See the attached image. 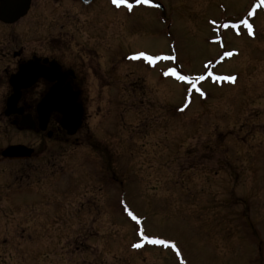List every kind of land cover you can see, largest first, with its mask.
Returning a JSON list of instances; mask_svg holds the SVG:
<instances>
[{"label":"rangeland","instance_id":"obj_1","mask_svg":"<svg viewBox=\"0 0 264 264\" xmlns=\"http://www.w3.org/2000/svg\"><path fill=\"white\" fill-rule=\"evenodd\" d=\"M155 1L164 8L139 5L128 17L123 7L115 9V49L109 30H100L99 74L111 83L102 86L90 74L87 124L66 144L2 118L0 152L10 144L44 146L63 172L62 188L87 146L102 153V163L86 162L87 187L77 193L96 201L85 208L77 195H66L73 209L55 213L22 205L33 189L11 192L18 206L7 207L1 186L22 169L0 163V264L36 261L26 252L27 239L44 264H264V0ZM51 7L59 10L56 3ZM52 8L31 20L32 30H19L22 22L3 30L0 23V44L17 37L33 46L47 43L57 31L47 28ZM133 51L166 53L167 63L156 59L146 72L126 59ZM172 68L188 78L211 74L187 83ZM144 90L146 96L138 93ZM3 93L0 88V99ZM108 160L115 187L104 180L101 204L102 193L89 177L106 172ZM46 161L29 162L35 170L44 165L38 173L47 175L53 161ZM34 178L25 179L29 188ZM122 191L137 220L118 210ZM114 200L115 213L109 207ZM54 216L55 232L46 231L43 224ZM6 227H13V238ZM43 234H55L51 244L41 242Z\"/></svg>","mask_w":264,"mask_h":264},{"label":"flooded vegetation","instance_id":"obj_2","mask_svg":"<svg viewBox=\"0 0 264 264\" xmlns=\"http://www.w3.org/2000/svg\"><path fill=\"white\" fill-rule=\"evenodd\" d=\"M51 2L56 3L59 10H54L51 7ZM60 3L61 5H59ZM139 5H151L154 8L158 7L157 1L147 3L143 0H129L128 3H114L113 0H31L27 13L19 20L11 23L0 20V23L5 25L3 30H15V28L12 27L15 24H19L17 22H22L21 25H23L21 29L19 28V30H32L31 20L35 17L47 16V10L52 8L53 17L49 20L47 28L48 30H57L56 32L51 33L49 41L41 46H33L28 42H26V44L25 41L22 43L21 41L17 42L16 39L19 40V37L14 39H2L0 44V88L4 90V93L0 99V124L2 123V118H4L5 122H9L11 125L19 128L20 130L35 131L42 136L48 137L49 140L60 144H66L70 139H72V137H75L77 133L87 124L86 120L88 118L89 109L88 102L91 97L88 86L90 74H92L91 76L96 79H101V81L103 80L102 82L104 84H102V86H109L111 83H106L108 80H104L105 78L99 74L101 71V65L97 57L100 55L99 50L103 45V34L100 30H109V37L113 40L112 48L114 47L115 49V9L117 8L118 10L123 7L125 10L124 14L128 17L130 16V13L133 12L131 10L136 9ZM50 12L51 9L48 14ZM28 18L29 20L26 21ZM129 54L130 55L128 56L126 55V59L131 60L133 64L141 63V66L145 68L143 69L146 72L150 73L153 69H155L156 65H158L156 61L151 62L148 60V58L152 56L144 53V51L140 52L138 55L135 54V51ZM158 57H163L161 59L163 64L167 63V59L165 60L163 55ZM173 61H176V56ZM22 72L23 75L21 77L25 76L24 79L30 81V83L21 88V95L16 105L8 109V101L14 94L12 80L15 75ZM167 72L168 69L165 68L163 70L164 79H166L164 76H167ZM163 78H160L163 82L162 85L166 84ZM157 81H159V79ZM187 81L191 82L189 79H187ZM58 84L64 89L70 88L73 91L72 94L64 93L63 96L76 97L77 101L82 105L84 110L82 124L74 135H70L66 128L63 127L62 114L59 111H52L48 119L44 116H40V102ZM100 93L101 90L98 91V94ZM138 93L142 94V96L147 95L145 90ZM7 111H9V113ZM27 116L34 122L33 128L23 124V119ZM42 124H45L44 129L41 128ZM13 145L25 146L26 148L23 154H27L28 152H30V154L18 155L16 157L4 156L3 151ZM13 145L10 144L0 152V163L7 161L10 165H12V162H15L16 164L21 165L20 167L22 169L21 171L19 170L20 174L17 172V175H15L13 179H10V174L8 173L10 179L9 182L5 181L3 186L0 184V186L6 191L3 197H6V206L9 208H15L18 206L10 197L11 192L33 189L34 192H30V196L21 201L22 205L25 203L28 205L30 203L34 204L32 205L33 207L37 204L38 207L41 208L39 211L47 208V211H52L53 213L58 211V209L63 211V209H61L62 207L64 209H73L74 205L69 204L68 201L65 202L64 200L67 197L77 195L80 190L87 187L86 177L88 170H84L85 168H88L86 162H88V160L90 162L91 158L94 163L96 162L95 159L97 160L96 163H99L98 160H101L102 163V153L98 154L97 148L94 147V144L87 146L85 149L86 151H83L85 155L79 156L73 160L74 170L69 172L68 174L70 175L65 179L68 188H62L61 183L63 182V179L61 176L63 175V172L57 170V166L54 165L56 159L54 155L46 156V154H44L46 152L44 151V146L41 147V145H37L34 147L32 144ZM81 146H83V144H80V147ZM40 150H42V152ZM52 151L53 149H50L47 153H51ZM89 152H95V155H90L88 154ZM63 157L68 158L69 162H71V155L68 156L67 151H65V155H63ZM40 159L44 162H47L46 159H48V162L50 163L53 161V166L51 164L49 165L50 169H48L47 175H45V172L40 174L38 173V170L40 168H44V165L34 164L37 170L31 167L32 164H30L29 161H38ZM60 167L63 168L64 165H61ZM78 168H81L82 171L79 172ZM106 168L108 169L105 170L106 172H103V170L99 172L96 171L94 174L91 173L89 177L95 179V184L91 183L93 190H100L102 193L99 199L101 204L104 203V180L108 181V184L114 183L115 187V173L113 172L115 166L108 160ZM31 177H35L36 180L33 183L34 186L29 188L31 180L26 181L25 179H29ZM14 179L18 180L15 181ZM24 181H26V183ZM68 182L70 186H68ZM90 182H92V180ZM24 183L26 188H21ZM42 184H46V186L43 187ZM35 186H38V189ZM91 195H94V193L92 192ZM77 196L78 203L81 201L83 207L85 208L88 204L90 205L88 202L89 200L92 202L96 201L87 197L86 192L82 196H80V194ZM126 200L127 199L123 197L122 191L119 198V205L117 207L118 210H130L131 205ZM109 207L110 210L115 213V200ZM127 213L128 219L130 220L132 218V214H130V212ZM57 221L58 219L54 216L52 219L43 224V226L46 227V231L55 232L56 228L54 227V224ZM8 224H12L13 226V222ZM4 229L6 234L12 237L13 227H6ZM54 235L49 236L43 234L41 236V242L51 244L53 241L51 238ZM30 238L32 239V236ZM5 241L7 242V239ZM25 247L28 249L26 252L29 254V257L36 260L34 262L31 261L32 264H36L37 260H40V262L43 263L41 261L43 260V257L39 256L41 252L32 248L30 239H27Z\"/></svg>","mask_w":264,"mask_h":264},{"label":"water","instance_id":"obj_3","mask_svg":"<svg viewBox=\"0 0 264 264\" xmlns=\"http://www.w3.org/2000/svg\"><path fill=\"white\" fill-rule=\"evenodd\" d=\"M31 0H0V20L4 22H15L23 17L29 7ZM163 8V6H162ZM22 73H18L12 80L14 86V94L8 101V109L16 105L20 95L21 88L28 85L30 81L21 77ZM70 88H62L61 85L54 87L40 102L39 111L40 116L48 119L52 111H59L62 114V125L66 128L70 135H74L82 124L84 110L82 105L77 101L76 97L63 96V94H72ZM9 113V111H7ZM23 124L29 127H34V122L27 116L23 119ZM42 129L45 128V124H42ZM23 145L9 146L3 151V155L7 157H16L23 154L25 150Z\"/></svg>","mask_w":264,"mask_h":264},{"label":"snow or ice","instance_id":"obj_4","mask_svg":"<svg viewBox=\"0 0 264 264\" xmlns=\"http://www.w3.org/2000/svg\"><path fill=\"white\" fill-rule=\"evenodd\" d=\"M114 3H121V2H124V0H113ZM244 23H247V21H244ZM249 28H251V25H249ZM229 55H231V53H229ZM150 61H154L156 59V57H149L148 58ZM171 72L172 75H176V76H179L180 79L182 80H187L188 77L186 76H180L179 72L177 71V69L175 68H172L169 70ZM227 79H230V80H235V77H227ZM157 243H163V241H155ZM137 247H139V245H136Z\"/></svg>","mask_w":264,"mask_h":264}]
</instances>
